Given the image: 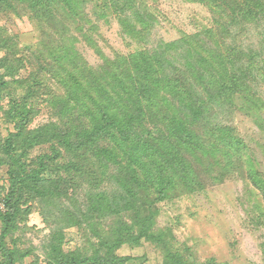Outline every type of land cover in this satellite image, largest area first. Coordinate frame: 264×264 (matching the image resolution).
<instances>
[{"label":"trees","instance_id":"1","mask_svg":"<svg viewBox=\"0 0 264 264\" xmlns=\"http://www.w3.org/2000/svg\"><path fill=\"white\" fill-rule=\"evenodd\" d=\"M95 1L0 0V15L25 13L43 24L42 39L29 56H18L14 38L0 29V51L7 50L0 57V99L10 96L5 113L15 124L0 147L7 154L0 165L8 166L9 182L0 194L6 204L0 210L1 264H16L29 254L14 244L13 234L31 214L49 207L69 227L88 226L100 247L90 257L66 254L60 244L48 264H145L143 257L117 251L142 240L165 244L166 232L154 231L156 203L202 191L208 180H223L239 169L242 140L218 118L225 120L238 98L246 108L264 106L259 91L264 83V0H188L210 9V26L113 57L94 38L98 28L90 7ZM98 4L122 13L138 8L137 0ZM76 33L101 57L100 65L82 56ZM34 58L39 71L17 79L25 60ZM50 78L60 85L58 91ZM20 88L21 99L14 96ZM38 95L49 96L56 121L30 129L40 113L31 102ZM44 144H50L51 153L39 155L31 167L28 154ZM218 166L221 171L215 174ZM257 175L249 171L264 194ZM126 214L131 221L123 219ZM111 216L118 217V224L103 233L98 225ZM56 233L58 238L61 231Z\"/></svg>","mask_w":264,"mask_h":264},{"label":"rangeland","instance_id":"2","mask_svg":"<svg viewBox=\"0 0 264 264\" xmlns=\"http://www.w3.org/2000/svg\"><path fill=\"white\" fill-rule=\"evenodd\" d=\"M136 7L140 12L134 9L122 13L110 6H100L98 0L90 7V17L98 28L94 38L107 56L152 49L163 41L178 39L212 24V12L199 2L137 0ZM42 27L43 24L25 13L22 17L13 12L0 15L2 35L14 38L18 56H29L37 50L43 35ZM79 38L77 48L82 56L89 64L100 65L101 57ZM6 53L7 50L0 51V57ZM25 61L16 74L17 79L25 80L39 71L35 58ZM3 72L4 68H1L0 73ZM45 73L51 77L49 71ZM50 86L58 91L60 85L51 79ZM259 91L264 102V83ZM23 95L21 88L14 94L16 98ZM48 97L38 95L31 100L40 113L29 125L30 129L56 121V110L48 104ZM10 99L6 93L0 99V147L8 134L15 131V124L7 120L5 113L10 107ZM234 106V111L225 120L219 116L218 121L242 140L244 152L240 168L232 170L223 180H208L202 191L182 193L156 203L159 213L154 231H165L167 243L142 240L138 246H122L117 253L143 257L145 264H165L169 260H180L182 263L178 264H264V194L249 177V171L252 174L255 171L257 178L264 181V106L258 110L246 108L240 98ZM49 153L50 144L37 146L30 151L27 160L34 167L39 155ZM3 157L7 158V154L1 152L0 158ZM7 168L5 164L0 165V194L6 192L9 184ZM215 169L214 173L219 174L221 167ZM47 175L55 177L53 173ZM117 218L111 216L98 227L103 233L111 232L118 224ZM123 219L131 221L128 214ZM58 230L61 233L56 238ZM13 235L14 244L29 253L16 264H48L54 257V248L60 244L66 254L80 253L90 257H94L100 247L98 237L88 226H67L58 211L51 207L31 214L26 224ZM11 241L12 237L8 239L12 244ZM3 261L0 252V264Z\"/></svg>","mask_w":264,"mask_h":264},{"label":"built area","instance_id":"3","mask_svg":"<svg viewBox=\"0 0 264 264\" xmlns=\"http://www.w3.org/2000/svg\"><path fill=\"white\" fill-rule=\"evenodd\" d=\"M0 210H2V211L6 210V204L1 197H0Z\"/></svg>","mask_w":264,"mask_h":264},{"label":"crops","instance_id":"4","mask_svg":"<svg viewBox=\"0 0 264 264\" xmlns=\"http://www.w3.org/2000/svg\"><path fill=\"white\" fill-rule=\"evenodd\" d=\"M122 255H128V254L123 253Z\"/></svg>","mask_w":264,"mask_h":264}]
</instances>
